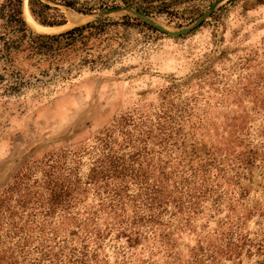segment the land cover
I'll return each mask as SVG.
<instances>
[{"label": "rangeland", "instance_id": "obj_1", "mask_svg": "<svg viewBox=\"0 0 264 264\" xmlns=\"http://www.w3.org/2000/svg\"><path fill=\"white\" fill-rule=\"evenodd\" d=\"M29 1L21 16L34 36L92 22L120 2L35 0L45 16L64 17L46 27ZM216 1L131 0L170 31ZM104 19L119 22L107 66L68 53L58 68L23 52L1 58L11 34L0 19V264H264V0H223L181 36L125 12ZM111 160L168 199L148 210L144 180L122 174L89 185ZM62 178L78 181L80 194L68 216L44 221L53 233L43 236L38 206L48 181ZM122 179L128 190L111 200Z\"/></svg>", "mask_w": 264, "mask_h": 264}, {"label": "trees", "instance_id": "obj_2", "mask_svg": "<svg viewBox=\"0 0 264 264\" xmlns=\"http://www.w3.org/2000/svg\"><path fill=\"white\" fill-rule=\"evenodd\" d=\"M33 1H29V10L32 17L41 25L46 27L61 26L64 24V17L59 14H52L51 16H45L43 10H35L33 8ZM56 2L57 0H49ZM118 4L114 1L110 8H118L124 6L127 8H135L136 4L131 2V0H118ZM42 9L52 10L48 5L41 4L38 2ZM64 6L73 8L74 3L69 1H64ZM109 8V9H110ZM138 12L142 11L139 7L135 8ZM83 14H88V12H82ZM143 12V11H142ZM0 19L5 20L4 29L7 31L5 35H10L8 42H4V48L2 49L1 58H5L6 62H12V55L15 53L23 52L27 53L29 58H38L39 60L48 61L50 65L55 64V68H58V62L68 53L85 54V56L80 57V62L83 64H89L91 67L96 65L107 66L110 61L108 54L103 51L110 49L113 42L116 41L118 36L113 33V27L119 25L117 21H111L109 19H103L95 22H89L81 26L73 27L65 32L58 34H38L33 35V32L28 28L25 21L21 16V0H6L5 3L0 5ZM125 20H130V18L125 17ZM135 22V25H142L148 30L155 32L152 28L148 27L136 19H131ZM129 23V22H127ZM131 23H129L130 25ZM117 35V33H115ZM2 37V36H0ZM5 37V36H4ZM4 40V39H3ZM117 42V41H116ZM110 160H108L109 162ZM122 174L124 178L129 180H144V194L143 199L140 204L146 207L148 210H153L160 207L168 199L164 190L159 189L157 184H148L146 181L147 176L144 175L139 170H134L133 168L126 167L123 172H118L115 162L111 160L109 164V169L103 170L101 167L99 170H93L92 174L88 178L89 185L99 184L101 186L105 179H108L110 175L119 178ZM67 178H62L59 182L58 180H49L47 183L48 197L45 203L38 206L40 210V216L43 215V219L40 222L37 233L43 236H49L53 233L52 230H47L44 226V221L51 218L52 215L56 214L57 211L62 212L63 215L68 216L69 210L75 207V202L79 196V183L78 181H72L68 183ZM71 181V180H70ZM127 182V181H126ZM125 182V183H126ZM123 179L120 181V187L108 189V197L112 198L118 197V202L123 199V195L128 190L127 186H122ZM102 187V186H101ZM105 187H108L105 185ZM115 188V189H114ZM169 194V192H168ZM190 197V196H188ZM175 202V200H173ZM123 202V201H122ZM120 202V204H122ZM116 205L115 207H117ZM67 220H72V218H66ZM151 219V218H150ZM124 222L116 221V225L120 227ZM70 226V225H68ZM127 230V229H125ZM131 235V234H130ZM129 238V242H132V238ZM24 244L21 250L24 249ZM20 250V251H21ZM34 261V260H33ZM32 261V262H33Z\"/></svg>", "mask_w": 264, "mask_h": 264}, {"label": "water", "instance_id": "obj_3", "mask_svg": "<svg viewBox=\"0 0 264 264\" xmlns=\"http://www.w3.org/2000/svg\"><path fill=\"white\" fill-rule=\"evenodd\" d=\"M222 1L223 0H217L214 4H212V6L208 9V11L205 12L195 23H193L189 27L180 29L178 31H170V30L156 24L149 17L137 12L136 10H134L132 8H127V7L110 8V9H106V10H102L100 12H97V13L92 15V22L102 20V19L106 18L107 16H109L110 14H113L116 12H125L127 14L132 15L136 19L142 21L146 25H148V26H150V27H152V28L164 33V34H167L170 36H181V35L188 34L192 30H194L196 27H198L205 20V18L209 14H211L215 10L217 5L220 4ZM23 8H24V2L22 4V11H23ZM42 34H49V33H42Z\"/></svg>", "mask_w": 264, "mask_h": 264}, {"label": "bare ground", "instance_id": "obj_4", "mask_svg": "<svg viewBox=\"0 0 264 264\" xmlns=\"http://www.w3.org/2000/svg\"><path fill=\"white\" fill-rule=\"evenodd\" d=\"M26 12H27V3H26V0H24V8H23V16H24V18H25V16H26ZM26 20V19H25ZM27 22V21H26ZM28 23V22H27ZM28 25L35 31V28L31 25V24H29L28 23ZM44 30H46V29H44Z\"/></svg>", "mask_w": 264, "mask_h": 264}]
</instances>
